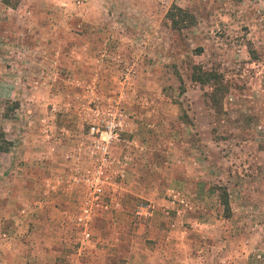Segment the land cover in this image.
<instances>
[{
	"label": "rangeland",
	"instance_id": "1",
	"mask_svg": "<svg viewBox=\"0 0 264 264\" xmlns=\"http://www.w3.org/2000/svg\"><path fill=\"white\" fill-rule=\"evenodd\" d=\"M11 1L0 264H264V0Z\"/></svg>",
	"mask_w": 264,
	"mask_h": 264
},
{
	"label": "trees",
	"instance_id": "2",
	"mask_svg": "<svg viewBox=\"0 0 264 264\" xmlns=\"http://www.w3.org/2000/svg\"><path fill=\"white\" fill-rule=\"evenodd\" d=\"M6 5H11L12 7L17 5V2H12L11 0H3ZM181 12L183 10H180ZM182 16H186V13ZM175 16L170 14V19L174 23L177 20L174 19ZM192 79L199 82L200 84H209L214 86L215 91L211 93V99L213 102H217L218 96L217 94L223 90V79L219 74L213 71H204L200 67H195V70L192 74ZM9 149V141L5 140L3 132L0 133V152H8ZM218 199L219 203L222 206L223 215L225 218L231 217V206L229 201V194L227 192V188L225 186H218Z\"/></svg>",
	"mask_w": 264,
	"mask_h": 264
},
{
	"label": "built area",
	"instance_id": "3",
	"mask_svg": "<svg viewBox=\"0 0 264 264\" xmlns=\"http://www.w3.org/2000/svg\"><path fill=\"white\" fill-rule=\"evenodd\" d=\"M118 125L119 124L117 122L111 121L110 124L106 126L107 127V130H104L103 132H100V136L99 137L103 138L102 137V134L103 133H105L106 136L111 137L113 130ZM94 131L96 133H98L99 128H95L94 126H91L90 133L91 134H94ZM103 139H105V138H103ZM95 147L96 148H99L100 150H102L103 152H105L106 151V148H107V145L102 144V142L99 139H97L96 140ZM102 165L103 164H99L98 169L94 172L91 180L89 178L87 179V181L89 180V181L94 182L95 187H94L93 193H94L96 199H97V197H99L98 194L101 191V187L99 186V184L102 182V180H101V175H102L101 166ZM141 211H142V208H140V210H138L137 213L138 214H141L142 213ZM145 214L149 215L147 212H145ZM88 235L89 234L86 233V237H88Z\"/></svg>",
	"mask_w": 264,
	"mask_h": 264
},
{
	"label": "crops",
	"instance_id": "4",
	"mask_svg": "<svg viewBox=\"0 0 264 264\" xmlns=\"http://www.w3.org/2000/svg\"><path fill=\"white\" fill-rule=\"evenodd\" d=\"M132 254H133V256H135V257L133 258V260H136L138 254H137V253H132ZM127 264H128V263H127ZM131 264H132V263H131Z\"/></svg>",
	"mask_w": 264,
	"mask_h": 264
}]
</instances>
